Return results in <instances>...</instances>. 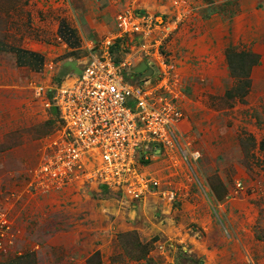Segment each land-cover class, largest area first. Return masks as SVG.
Segmentation results:
<instances>
[{"label":"rangeland","instance_id":"1","mask_svg":"<svg viewBox=\"0 0 264 264\" xmlns=\"http://www.w3.org/2000/svg\"><path fill=\"white\" fill-rule=\"evenodd\" d=\"M128 8L158 21L184 12L163 47L171 92L154 98L180 113L174 144L136 165L173 201L152 189L133 199L135 174L102 186L92 162L40 173L42 153L63 149L66 136L47 106L53 93L36 88L87 66H69L61 23L99 40ZM0 39L28 42L51 72L20 85L14 56L0 51V264H264V0H0ZM135 40L116 42L117 60ZM151 59L137 54L129 76L139 80L134 68Z\"/></svg>","mask_w":264,"mask_h":264},{"label":"built area","instance_id":"2","mask_svg":"<svg viewBox=\"0 0 264 264\" xmlns=\"http://www.w3.org/2000/svg\"><path fill=\"white\" fill-rule=\"evenodd\" d=\"M183 15L177 11L172 18L158 21L153 14L128 8L117 14L116 32L91 43L87 66L79 76L73 81L71 76L64 79L54 89L36 88L37 96L53 93L47 106L56 108L66 136L63 149L59 145L42 153L41 174L52 171L55 176L54 169L64 175L77 165L86 167L92 162L88 175L102 186L121 185L126 175L135 174L138 180L132 184L133 199H139L146 190L158 192L159 181L138 172L136 165L152 160L150 153L161 152L160 147L174 144L173 126L180 113L166 100L156 104L154 98L161 91L171 92L174 79L163 47ZM127 37L136 38L138 48L131 57L117 60L113 48L119 39ZM137 54L152 58L148 62L153 74L136 81L130 79L128 71ZM163 100L159 98V102ZM161 193L170 201L175 199L173 191Z\"/></svg>","mask_w":264,"mask_h":264},{"label":"crops","instance_id":"3","mask_svg":"<svg viewBox=\"0 0 264 264\" xmlns=\"http://www.w3.org/2000/svg\"><path fill=\"white\" fill-rule=\"evenodd\" d=\"M59 30V37L63 41L64 48H66L67 52L73 54L69 55L66 60L71 62L69 63V66H74V69L77 70L78 63H87L90 54L89 47L91 43L96 40H88L85 37L81 40L78 38L77 32L70 26H66L64 22L61 23ZM6 43L8 42L0 39V51L6 52L9 56H14L13 64L18 68V83L20 85L27 79V77H36L40 75L49 79L51 72L46 69V67L50 65V61L41 54V51L32 48L28 42L15 47L11 44L7 45ZM7 113L8 112L0 114V116L4 117L6 125H8L6 121V119H8ZM149 194L161 196V193L159 192Z\"/></svg>","mask_w":264,"mask_h":264},{"label":"water","instance_id":"4","mask_svg":"<svg viewBox=\"0 0 264 264\" xmlns=\"http://www.w3.org/2000/svg\"><path fill=\"white\" fill-rule=\"evenodd\" d=\"M150 66H152V64L150 62H147V61L141 62L140 66H137L136 68H134L135 76H136V74H140L139 75L140 79L152 76L153 69ZM130 79L133 80L134 76H131Z\"/></svg>","mask_w":264,"mask_h":264},{"label":"trees","instance_id":"5","mask_svg":"<svg viewBox=\"0 0 264 264\" xmlns=\"http://www.w3.org/2000/svg\"><path fill=\"white\" fill-rule=\"evenodd\" d=\"M61 82H62V81H61ZM61 82H60V83H61ZM54 109L56 110V108H54ZM56 111H57V110H56ZM56 114H57V112H56ZM57 116H58V114H57Z\"/></svg>","mask_w":264,"mask_h":264},{"label":"bare ground","instance_id":"6","mask_svg":"<svg viewBox=\"0 0 264 264\" xmlns=\"http://www.w3.org/2000/svg\"><path fill=\"white\" fill-rule=\"evenodd\" d=\"M81 74V73H80Z\"/></svg>","mask_w":264,"mask_h":264},{"label":"clouds","instance_id":"7","mask_svg":"<svg viewBox=\"0 0 264 264\" xmlns=\"http://www.w3.org/2000/svg\"><path fill=\"white\" fill-rule=\"evenodd\" d=\"M148 62V61H147Z\"/></svg>","mask_w":264,"mask_h":264}]
</instances>
